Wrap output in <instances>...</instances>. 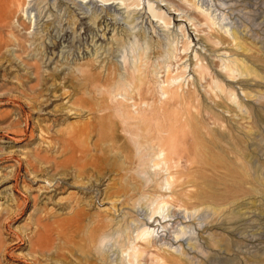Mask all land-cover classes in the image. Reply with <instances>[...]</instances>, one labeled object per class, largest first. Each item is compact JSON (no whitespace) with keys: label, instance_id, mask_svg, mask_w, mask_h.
I'll use <instances>...</instances> for the list:
<instances>
[{"label":"rangeland","instance_id":"1","mask_svg":"<svg viewBox=\"0 0 264 264\" xmlns=\"http://www.w3.org/2000/svg\"><path fill=\"white\" fill-rule=\"evenodd\" d=\"M58 1L66 4L61 10L56 8ZM147 1L140 0L141 5L134 10L123 6L103 10L98 3L95 17L107 16L115 23L103 35L104 43L90 48L92 51L89 49L86 55L75 52L74 59L73 49L58 52L57 57L43 65L46 78L39 84L26 78L7 57L8 51L0 54V264H26L31 261L30 254L40 264H122L118 242L134 237L144 216L162 204L166 206L164 214L171 216L163 224L167 226L165 236L153 241V247L138 259V264H152L151 254L164 253V249L166 253L170 242L176 249L167 252L182 257L186 264H264V0H154L162 9L171 7L173 14L178 5L183 6V11L175 15H185L190 23L185 18L173 19L182 21L187 37L193 40L191 47L200 37L209 39L215 34L207 17L194 5L210 8L209 12L219 20L232 23L229 28L236 29L238 37L251 47L247 57L237 50V60L257 71L252 82L237 73L234 83L244 85L237 86V103L244 104L241 110L237 109V117H194L192 127L187 129L193 130L190 136L199 138L179 140L174 158L157 161L158 168L152 163L142 165L148 161V151L135 141L142 135L126 134L112 120L83 135L88 131L83 133L82 127L91 123L93 116L76 103L84 94L83 88L71 96L77 68L95 59L96 66L103 60L113 61L122 77L126 66L132 68L139 62V54L146 59L151 53L150 61L157 66L169 47V34L177 31L178 46L183 42L177 24L171 21L167 30L162 22L147 14ZM31 5L35 24L29 32L35 37L45 35L55 17L60 31L76 30L74 18L66 13L67 8H73L70 0H33ZM49 8L52 13H47ZM77 14L92 24L93 16L86 7ZM102 30L103 27L97 34L100 37ZM118 35L121 41L114 40ZM226 38L231 40V36ZM156 50L163 52L162 57L152 54ZM56 69L64 75L52 78ZM189 81L184 80L185 89ZM242 89L251 97L241 95ZM35 99H39L38 103L31 105ZM28 120L30 126L25 130ZM11 122L18 126H10ZM227 125L237 132L229 134ZM209 128L224 134L223 143L218 142L216 148L210 149L211 145L205 142L209 140ZM101 135L108 144L102 142ZM234 141L240 146L230 145ZM199 143L209 149L199 150ZM168 149L171 152L173 148ZM183 149L189 150L182 153ZM69 157L64 170L54 171L40 162L43 158L59 162ZM168 165L174 168L168 170ZM122 167L126 168L124 182L131 192L125 206L120 204L122 196L109 199L106 195L123 182ZM100 170L105 173L101 184L96 182ZM78 172L81 176L77 178L74 175ZM132 186L138 187L134 193ZM77 206L85 211L79 221L71 219ZM106 218L116 220L117 225L106 230V238L93 252V258L84 253L82 240H59L64 225L71 228L80 223L88 227L89 222ZM182 226L188 227L187 233L175 243L169 232ZM37 245L51 255L35 253Z\"/></svg>","mask_w":264,"mask_h":264},{"label":"bare ground","instance_id":"2","mask_svg":"<svg viewBox=\"0 0 264 264\" xmlns=\"http://www.w3.org/2000/svg\"><path fill=\"white\" fill-rule=\"evenodd\" d=\"M32 2L33 0H0V41H3L0 44V54L2 51H8L7 57L17 68L24 72L30 82L34 81L37 84L46 78L42 69L43 65L45 67L53 56L57 57L58 52L62 54L64 49H73L72 57L74 59L75 52L79 54L81 51L82 55H86L90 48L98 43H104L103 35L115 23L112 24L111 19L107 16L95 17L94 9L98 6V3H100L99 6L103 10L111 9L115 6H123L127 10L133 8L134 10L141 5L140 0H70L73 8H67L66 13L69 17L74 18L73 25H76V30L73 29L72 32H68L67 29H61L60 31L55 26L58 20L55 17V20L48 24L46 34L37 38L29 32L31 26L35 24L33 21L35 16H32ZM155 3L154 0L147 1V14H150L152 19L162 22V25L167 30H170L171 21L177 24L175 25L176 29L183 34L181 46H178V39H176L177 31H175L174 35L172 33L169 34L171 36L169 47L164 53L163 60L158 62L157 66H154L150 61L151 53L147 55L146 59L143 58V54H139V62L132 68L126 66L122 77H119L121 74L120 68L113 61L103 60L96 66V59L91 60L74 71V73L76 72V75L73 73L76 86L72 88L73 93L71 96H75V92L83 88L84 94H82L81 99L76 100V103H79L81 109L87 110L93 116V121L82 127L83 133L88 131L83 135L93 133L95 129L99 130L103 127L102 123L112 120L126 134L142 135L139 140L135 139L141 147L148 151L146 155L148 156V161L142 162V165L146 166V164L152 163L153 167L158 168L159 163L157 161L166 162V160L170 161L169 159L174 158V148L178 149L179 140L183 141L188 137L191 139L199 138L190 136L193 130L187 129L192 127L191 124L195 120L194 117L207 115L213 120H218L217 118L219 117L221 119L224 118L223 114L237 117V109L241 110L244 107V104L240 103L242 101L237 103L239 95L237 94V86H244L243 82L234 83L237 79V73L247 78L248 82H252L254 78H257V71L237 60V50L243 53L242 56L247 57L251 47H248L246 42L241 37H238L236 29L229 28L232 23L223 21L225 20L224 18L219 20L209 12L210 8L204 10L193 4L198 8L196 11H201L207 17V21L210 27L214 29L215 34L212 35L213 38L209 39L200 37L196 41L197 43L191 47L193 40L190 41V38L187 37L184 26L181 23L182 21H180L185 18V22L190 23V20L185 15H175L183 11V6L179 7L178 5L173 10L175 13L173 14L171 7L167 6L162 9V6ZM63 6H66V4L61 1L56 4L58 10H61ZM83 7H86L91 16H93L90 19L92 24L86 23L88 19L86 17L80 18V14H77L82 11ZM41 12H39V16ZM47 13H52L50 8ZM173 18H180V20H174ZM102 27V36L100 37L97 34ZM231 31L232 33L229 35ZM226 36H231V40H228ZM3 37L4 39H2ZM114 40L121 41L122 39H119L118 35V38L115 37ZM196 46L198 48L195 49L194 47ZM41 49H43L42 53L37 54ZM91 51L90 49L89 52ZM152 54L159 58L162 57L163 52H157L156 50ZM249 57L250 61H252L251 56ZM61 75H64V72L56 69L52 78H60ZM187 78L190 81L185 89L184 80ZM62 80H65V78ZM66 82H69L68 78H66ZM27 89L31 93L34 92L33 88L27 87ZM240 94L246 98L251 97L243 89ZM118 97L121 99H118ZM38 101L39 99L31 100L30 104L34 105ZM12 125L18 126L16 122L10 124V126ZM25 126V130H28L30 126L29 120L26 121ZM227 129L229 134H233L232 131L237 132L230 125H227ZM206 131H208L207 138L209 140H205V142L211 145L210 149L216 148L218 142L223 143L224 134L217 133L214 128H209ZM101 138L102 142L108 144V140L104 135H101ZM121 139L126 140L124 137ZM230 145L234 148L240 146L235 141L230 143ZM198 146L199 150L208 148L206 144L202 143H199ZM168 147L173 148L171 152ZM193 147L197 148V146ZM188 150L183 149L181 152L185 153ZM69 160L70 157L64 158L59 162L54 159L43 158L40 162L48 165L51 170L56 171L59 168H62V170L66 169L69 165ZM124 163L125 161H123ZM173 168L174 166L168 165V170ZM103 169L106 170L104 165ZM121 170L125 171V175L122 178L120 177L123 182L118 189L109 191L106 195L109 199L122 196L123 199L120 204L125 206L128 204L125 199L129 195L130 189L128 190V186L124 182L126 168L122 167ZM74 176L78 178L81 174L78 172ZM97 178L96 182L101 184L105 178L103 170H100ZM130 188L133 193L136 189L138 190V187L132 186ZM115 194L118 195L115 196ZM25 200L27 201V198ZM26 201L24 204H26ZM15 207L21 208L20 206ZM165 207L162 204L161 207L155 208V210L153 209L149 214L145 215L143 221H140L141 224L138 221L140 226L136 228L134 237L128 236L126 241L119 240L118 247L121 249V254L127 256L123 259L122 255V259H120L122 264L124 262L127 264H138V259L153 247V241L165 236L167 226L163 224L169 222L166 219L168 220L171 217L167 213L166 215L164 214ZM84 212L77 206L71 219L79 221L83 217ZM184 217L186 218L187 216L185 215ZM114 225H117L116 220L108 218L102 219L97 223L89 222L88 227L80 225V223L76 227L71 228L64 225L60 231L59 240L63 242L82 240L84 253L93 258V252L98 251V245L103 243L106 238V230H110ZM187 228V226H182L169 232L172 234L173 242L175 241L176 243V241L181 239L187 233ZM135 241L136 245L134 244ZM172 244L171 242L166 244L168 250L176 249ZM123 248L125 250L122 252ZM164 250V253L151 254L152 264H186L185 259L183 260L182 257L181 259L174 257L167 252L168 250H166V253ZM35 253L46 257L51 255L46 248L43 249L40 245H37ZM30 256H32L31 261L26 264H40V261L35 256L32 254ZM85 262H87V259Z\"/></svg>","mask_w":264,"mask_h":264}]
</instances>
